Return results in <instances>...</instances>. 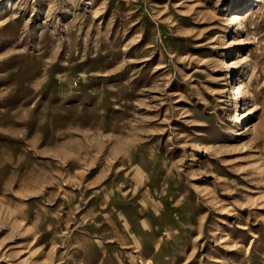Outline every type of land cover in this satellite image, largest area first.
<instances>
[{"label": "rangeland", "instance_id": "obj_1", "mask_svg": "<svg viewBox=\"0 0 264 264\" xmlns=\"http://www.w3.org/2000/svg\"><path fill=\"white\" fill-rule=\"evenodd\" d=\"M0 264H264V0H0Z\"/></svg>", "mask_w": 264, "mask_h": 264}, {"label": "bare ground", "instance_id": "obj_2", "mask_svg": "<svg viewBox=\"0 0 264 264\" xmlns=\"http://www.w3.org/2000/svg\"><path fill=\"white\" fill-rule=\"evenodd\" d=\"M249 11H250V9H248V11H246L244 13L239 12V11L232 13V15H233L232 20L234 19L237 23H241Z\"/></svg>", "mask_w": 264, "mask_h": 264}]
</instances>
